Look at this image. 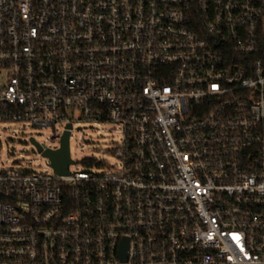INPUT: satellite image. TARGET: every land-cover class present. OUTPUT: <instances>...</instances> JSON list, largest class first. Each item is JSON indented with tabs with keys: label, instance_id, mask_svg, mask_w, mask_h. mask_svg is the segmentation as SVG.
Instances as JSON below:
<instances>
[{
	"label": "built area",
	"instance_id": "1",
	"mask_svg": "<svg viewBox=\"0 0 264 264\" xmlns=\"http://www.w3.org/2000/svg\"><path fill=\"white\" fill-rule=\"evenodd\" d=\"M7 122L58 147L0 166V264H264V0H0ZM81 122L118 160L59 174Z\"/></svg>",
	"mask_w": 264,
	"mask_h": 264
},
{
	"label": "rangeland",
	"instance_id": "2",
	"mask_svg": "<svg viewBox=\"0 0 264 264\" xmlns=\"http://www.w3.org/2000/svg\"><path fill=\"white\" fill-rule=\"evenodd\" d=\"M95 126V129L90 128ZM111 122H103L99 125L81 122L76 125L70 140L72 157L79 161L71 166L72 169L92 170L109 169L115 165L117 158L114 155V147L118 141L119 133ZM54 127L24 126L19 122L2 123L0 126V166L19 167L44 170L45 160L39 153L36 140L42 143H51L58 147V143L51 140ZM87 157L93 158V165L85 163ZM52 171V168H49Z\"/></svg>",
	"mask_w": 264,
	"mask_h": 264
},
{
	"label": "water",
	"instance_id": "3",
	"mask_svg": "<svg viewBox=\"0 0 264 264\" xmlns=\"http://www.w3.org/2000/svg\"><path fill=\"white\" fill-rule=\"evenodd\" d=\"M69 127H71V125ZM32 140L36 143L39 150H41L42 147L36 139L32 138ZM44 155L51 159L52 166L57 173L68 175L70 173L69 166L73 163L70 151V131H67L64 134L60 148L44 150ZM123 257L126 258L127 254L125 253Z\"/></svg>",
	"mask_w": 264,
	"mask_h": 264
}]
</instances>
